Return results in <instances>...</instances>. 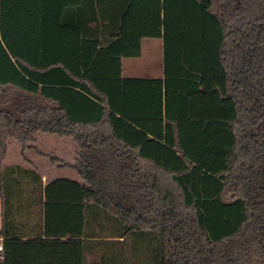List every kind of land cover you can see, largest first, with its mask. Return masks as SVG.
<instances>
[{
  "label": "trees",
  "instance_id": "obj_1",
  "mask_svg": "<svg viewBox=\"0 0 264 264\" xmlns=\"http://www.w3.org/2000/svg\"><path fill=\"white\" fill-rule=\"evenodd\" d=\"M38 132L83 184L4 165ZM0 202V264H264V0H0Z\"/></svg>",
  "mask_w": 264,
  "mask_h": 264
},
{
  "label": "crops",
  "instance_id": "obj_2",
  "mask_svg": "<svg viewBox=\"0 0 264 264\" xmlns=\"http://www.w3.org/2000/svg\"><path fill=\"white\" fill-rule=\"evenodd\" d=\"M21 5L25 7H36L37 0H19ZM153 41V42H152ZM146 43V44H145ZM146 45V50L143 46ZM146 52V55H145ZM147 56V57H146ZM157 60H153V58ZM162 40L161 39H146L142 43L141 56L133 60L123 61V72L124 77L131 78H162L163 67H162ZM43 138L41 137L38 142L35 139L33 145H30L32 149V155L25 154L26 151L22 152L19 147H15L14 152L10 153V148L7 145V154L4 161V165L11 166L17 165L22 168L34 170L41 179L42 187H46L58 179H67L83 184L84 182L80 179L78 172L75 168V160L77 148L73 152L71 149L66 150L63 146L57 153H61V156L54 152H49L44 148L41 149ZM39 145L35 146L34 144ZM17 146V145H16ZM30 148V149H31ZM28 151V150H27ZM57 155V156H56ZM12 156V159L10 157ZM32 157V158H31ZM50 159H53L52 161ZM59 162L60 164L55 165L53 162ZM25 162V163H24ZM30 208L26 207L27 212ZM0 227H1V202H0Z\"/></svg>",
  "mask_w": 264,
  "mask_h": 264
},
{
  "label": "rangeland",
  "instance_id": "obj_3",
  "mask_svg": "<svg viewBox=\"0 0 264 264\" xmlns=\"http://www.w3.org/2000/svg\"><path fill=\"white\" fill-rule=\"evenodd\" d=\"M143 47L146 50V45ZM145 55H146V52H145ZM154 60H157V58L156 57L153 58L152 62ZM162 64H163V59H162ZM41 137L43 138L42 144H40L41 147L39 145H37V143L34 145L36 147L39 146L41 149L47 148L45 150H47L49 152H54L59 156H61V153H57V151H59L60 148H62L61 146L66 148V150L71 149L72 152L75 149V146H74L75 144L73 143L71 138L58 137V136L53 135V134L42 133V132H38L35 134V139L37 142ZM193 137L194 138H192V140L188 143V147H189L188 149L189 150L193 149V152H194L193 154H195V152H197V150H199V151L200 150H203V151L207 150L208 151L207 148L211 147L213 145V143H218V145H220V143H222V141H225L224 135L220 134L217 129L213 130L212 128H209V127H207L206 129H202V127L196 126L194 131H193ZM16 145L17 144L14 141H12V140L8 141V147L11 149L10 150L11 155L14 152V150L16 149L15 147H19L18 145L17 146ZM29 145H33V142L30 143ZM30 148H31V146L27 149L28 151L25 150L26 151L25 154H28V155L31 154L32 155L33 147L31 149ZM10 159H12V156L10 157ZM53 163L55 165L60 164L59 162H56V161H54ZM215 185H216V180L209 179V180L203 182V184L199 187V192L203 193L204 195H207L210 193V191H212V189H213V187H215ZM143 247H144V252H145L144 257L148 258V256L150 255V253L148 251V243H145ZM141 251H142V248H141ZM150 256L152 257V255H150ZM152 259H153V257H152Z\"/></svg>",
  "mask_w": 264,
  "mask_h": 264
},
{
  "label": "built area",
  "instance_id": "obj_4",
  "mask_svg": "<svg viewBox=\"0 0 264 264\" xmlns=\"http://www.w3.org/2000/svg\"><path fill=\"white\" fill-rule=\"evenodd\" d=\"M1 251H2V245L0 244V260L2 259Z\"/></svg>",
  "mask_w": 264,
  "mask_h": 264
}]
</instances>
